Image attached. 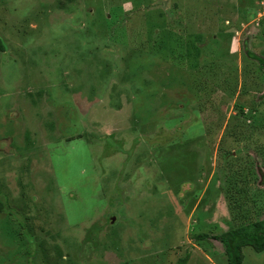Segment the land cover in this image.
Segmentation results:
<instances>
[{
  "label": "rangeland",
  "instance_id": "rangeland-1",
  "mask_svg": "<svg viewBox=\"0 0 264 264\" xmlns=\"http://www.w3.org/2000/svg\"><path fill=\"white\" fill-rule=\"evenodd\" d=\"M253 2L0 0V264H228L264 219Z\"/></svg>",
  "mask_w": 264,
  "mask_h": 264
},
{
  "label": "trees",
  "instance_id": "trees-1",
  "mask_svg": "<svg viewBox=\"0 0 264 264\" xmlns=\"http://www.w3.org/2000/svg\"><path fill=\"white\" fill-rule=\"evenodd\" d=\"M246 53L258 60L260 66L264 68V57L257 56L249 49H246ZM262 181L264 182V177ZM199 236L201 238L209 237L207 233H201ZM212 237L224 244L228 264H242L243 247L252 246L257 252L264 250V219L228 229Z\"/></svg>",
  "mask_w": 264,
  "mask_h": 264
},
{
  "label": "built area",
  "instance_id": "built-area-1",
  "mask_svg": "<svg viewBox=\"0 0 264 264\" xmlns=\"http://www.w3.org/2000/svg\"><path fill=\"white\" fill-rule=\"evenodd\" d=\"M258 4L261 6V8L258 9L257 14L259 16L258 19L264 16V0H257Z\"/></svg>",
  "mask_w": 264,
  "mask_h": 264
},
{
  "label": "crops",
  "instance_id": "crops-1",
  "mask_svg": "<svg viewBox=\"0 0 264 264\" xmlns=\"http://www.w3.org/2000/svg\"><path fill=\"white\" fill-rule=\"evenodd\" d=\"M238 1H239V0H238ZM213 3H214V2H213ZM213 5H216V4H213ZM253 5H254V8H256V9H254V10H255L254 14H256L257 11H258V9L261 8V6L258 4L257 0H254ZM256 40H257V39H256ZM253 42H254V41H252V42L250 43L251 46H253ZM249 50H250V49H249Z\"/></svg>",
  "mask_w": 264,
  "mask_h": 264
}]
</instances>
